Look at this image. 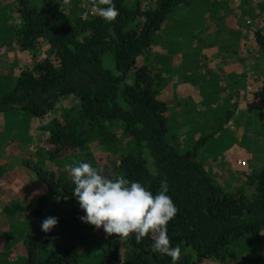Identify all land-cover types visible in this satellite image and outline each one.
Instances as JSON below:
<instances>
[{
  "label": "trees",
  "instance_id": "obj_1",
  "mask_svg": "<svg viewBox=\"0 0 264 264\" xmlns=\"http://www.w3.org/2000/svg\"><path fill=\"white\" fill-rule=\"evenodd\" d=\"M113 3L119 15L109 23L94 11L81 15L78 0H71L64 11L60 0H11L18 18L1 42L21 49H34L44 42L46 53L21 69L11 88L0 94V114L19 111L42 119L59 98L75 97V116L51 117L42 126L47 159L56 161L84 150L90 139L99 148L127 143L125 153L113 161L109 172L91 153L78 160L102 169L109 178L123 176L139 182L153 194L166 180L167 194L178 209L167 225L171 246L181 248L176 264L223 262L231 256L233 245L264 230V162L245 175L246 191L244 186L225 190L198 160L199 147L211 132L188 139L189 146L184 149L178 145L187 144L172 139L167 104L158 98L164 80L145 56L167 16L175 7L188 5L189 0ZM252 35L264 54V36L258 29ZM234 96L226 120L236 106ZM24 166L41 182L44 192L26 207L19 202L3 206L2 216L22 217L28 208L31 217L38 219L61 205L82 211L72 195V178L63 166L47 167L31 160H25ZM5 171L6 166L0 164V178ZM11 223L23 229L18 233L23 248L19 264H81L78 244L85 245L92 238L63 229L45 233L41 226L24 237L23 225ZM11 233L16 234V230ZM153 238L149 234L136 243L134 236L127 240L106 236L94 261L88 264H172L167 255L151 251Z\"/></svg>",
  "mask_w": 264,
  "mask_h": 264
},
{
  "label": "rangeland",
  "instance_id": "obj_2",
  "mask_svg": "<svg viewBox=\"0 0 264 264\" xmlns=\"http://www.w3.org/2000/svg\"><path fill=\"white\" fill-rule=\"evenodd\" d=\"M70 2L62 3L60 0L62 11L69 9ZM78 2L83 9L81 15L92 14L93 3L85 0ZM17 18L11 0H0V94L11 88L21 69L41 59L46 53L43 41L34 49H21L12 43L1 42ZM254 29L264 36V0H189L188 5L175 7L167 16L156 32L148 56H145V61L164 80L158 98L167 104L172 139L187 144L178 145L184 149L189 146L188 139L195 140L211 132L199 147L198 160L213 181L225 190L244 186L245 175L260 168L264 162V114L247 116L237 121L238 124L234 117L226 120L227 109H230L231 98L235 94L231 88L234 80L228 77L223 81H228L227 85H219L218 81H222L218 80L219 75L210 70L200 56H206L207 52L213 56H239L244 65L252 64L255 90L264 91V54L254 42ZM246 69L242 72L249 73L250 67ZM242 76L244 80L247 75ZM252 92L247 91L251 98L248 100L259 103V107L263 108V93L253 95ZM77 108L78 100L66 95L59 98L54 108L42 119L27 117L19 111L0 114V164L6 166L0 178V264H19L23 255L18 235L22 227L11 221L23 225L24 237L30 233L29 230L39 228L47 217H56L58 220L57 225L50 230L52 232L63 229L70 233H87L85 239L90 240L91 236V240L85 245L78 244L81 264L94 261L100 244L107 236L102 228L95 229L82 223L80 217L84 213L68 205H61L59 210L54 208L47 217L38 219L31 217L28 208L22 217L2 216L3 206L19 202L26 207L27 202L44 192L41 182L24 166L25 160L41 161L47 167H55V164L64 167L88 152L97 156L109 172L113 161L125 153L127 143L123 145L117 142L111 148H99L90 139L84 150L49 161L45 152L46 132L43 128L51 117L75 116ZM11 230H16V234L11 233ZM9 232L11 235H8ZM227 259L231 260V264H264V230L256 235H247L233 245L231 256ZM201 264L216 263L211 261Z\"/></svg>",
  "mask_w": 264,
  "mask_h": 264
},
{
  "label": "clouds",
  "instance_id": "obj_3",
  "mask_svg": "<svg viewBox=\"0 0 264 264\" xmlns=\"http://www.w3.org/2000/svg\"><path fill=\"white\" fill-rule=\"evenodd\" d=\"M93 11L106 22H113L119 15L113 0H94ZM76 198L84 215L80 217L95 229H103L107 236L127 240L134 236L140 243L149 234L153 235L151 251L167 255L172 264L181 258L179 245L172 247L168 237L167 225L176 216V208L168 193L166 180L160 182L153 194L136 181H128L123 176L109 178L89 162L75 161L66 164ZM58 223L56 217H47L41 230L48 233Z\"/></svg>",
  "mask_w": 264,
  "mask_h": 264
},
{
  "label": "crops",
  "instance_id": "obj_4",
  "mask_svg": "<svg viewBox=\"0 0 264 264\" xmlns=\"http://www.w3.org/2000/svg\"><path fill=\"white\" fill-rule=\"evenodd\" d=\"M208 55L209 53L207 52V55L202 56V58L200 56V59H202L203 62H206V64H208L210 70H213L215 73L219 75L218 80H222L221 82L218 81L219 85H222L223 83L227 85L228 81H225V82L223 81L226 80L228 77H232V79L234 80L233 81L234 85L231 86V88L233 89V94L234 93L236 94V98H235L236 106L230 118L234 117V119H236L235 123L238 124V122L241 119H244L247 116L252 117L253 114L258 115L259 113L263 115L264 107L260 108L258 105L259 103L257 104L254 102L252 103L250 100H248V99H251L248 97L249 96V94H247L248 90L253 91L252 92L253 95H257L259 93H263L262 95H264V91L261 90L257 92V90H255L256 87H255V83L253 82L254 81L253 77L255 76V73L253 72L254 70L252 69V64L247 65L250 67V70L248 71L249 73H246L247 66L244 65L243 60L240 59L239 56H213L211 54L209 56ZM245 69H246V72L243 73L242 70H245ZM245 74L247 75L246 79L242 80L241 77H243L242 75H245ZM249 76L252 78L248 79ZM234 97L231 98V101L234 99ZM246 100H248V102ZM239 151H241L240 148H239ZM214 263L231 264L232 262L231 260L227 259L223 262L214 261Z\"/></svg>",
  "mask_w": 264,
  "mask_h": 264
},
{
  "label": "built area",
  "instance_id": "obj_5",
  "mask_svg": "<svg viewBox=\"0 0 264 264\" xmlns=\"http://www.w3.org/2000/svg\"><path fill=\"white\" fill-rule=\"evenodd\" d=\"M63 3H67L68 0H61ZM87 3H93L94 0H85Z\"/></svg>",
  "mask_w": 264,
  "mask_h": 264
}]
</instances>
